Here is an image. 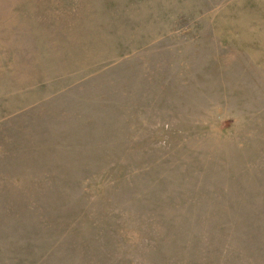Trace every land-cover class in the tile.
Returning <instances> with one entry per match:
<instances>
[{
  "label": "rangeland",
  "instance_id": "rangeland-1",
  "mask_svg": "<svg viewBox=\"0 0 264 264\" xmlns=\"http://www.w3.org/2000/svg\"><path fill=\"white\" fill-rule=\"evenodd\" d=\"M0 264H264V0H0Z\"/></svg>",
  "mask_w": 264,
  "mask_h": 264
}]
</instances>
